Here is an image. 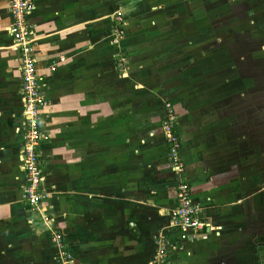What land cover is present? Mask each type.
I'll list each match as a JSON object with an SVG mask.
<instances>
[{"label": "crops", "instance_id": "obj_1", "mask_svg": "<svg viewBox=\"0 0 264 264\" xmlns=\"http://www.w3.org/2000/svg\"><path fill=\"white\" fill-rule=\"evenodd\" d=\"M31 1L27 23L47 101L42 206L73 264H148L174 200L164 102L175 114L191 200L215 228L177 242L167 264L218 263L219 242L251 245L257 222L264 238V89L252 95V79L231 60V40L245 34L214 30L204 8L217 0ZM117 9L125 35L114 44ZM9 23L0 0V264H55L43 224L28 225L22 204L24 121Z\"/></svg>", "mask_w": 264, "mask_h": 264}, {"label": "built area", "instance_id": "obj_2", "mask_svg": "<svg viewBox=\"0 0 264 264\" xmlns=\"http://www.w3.org/2000/svg\"><path fill=\"white\" fill-rule=\"evenodd\" d=\"M10 17L7 27L12 45L18 54V71L21 81L20 101L24 132L20 152L21 168L24 173L22 204L27 215L28 225L43 224L49 245L54 249L55 264H73V258L61 233L50 227L44 215L42 202L46 197L42 189V170L38 147L46 136L41 132V112L47 107V101L40 93V77L37 74L31 40V26L27 17L33 12L31 0H6ZM109 38L118 44L125 35V23L120 10H115L110 17ZM118 67L123 69L124 58L117 60ZM176 118L170 103H163V117L160 131L167 146V161L175 180L173 205L169 209L167 224L162 227L155 240L154 252L148 264H167V254L175 248L177 242L191 243L214 232L212 221L205 215L204 208L193 203L189 186L183 176L184 163L179 156L180 142L176 133ZM37 221V222H36Z\"/></svg>", "mask_w": 264, "mask_h": 264}, {"label": "rangeland", "instance_id": "obj_3", "mask_svg": "<svg viewBox=\"0 0 264 264\" xmlns=\"http://www.w3.org/2000/svg\"><path fill=\"white\" fill-rule=\"evenodd\" d=\"M228 1L233 6L225 4ZM204 9L209 16H213L212 25L218 26L214 28L216 32L219 30L224 35L227 32L241 31L242 35L245 34V40L244 37H236L231 40L230 46L233 47L235 43L238 48L235 55L230 54L231 60L239 68L237 71L240 73V77H242L241 74H244L246 79H252L251 94L260 95V90L264 89L260 84L264 78V0H217L211 5L207 1ZM227 13L230 16H227ZM244 45L246 52H251V54L246 53L244 56ZM125 61L127 62V60ZM238 78L237 75V81ZM259 226L258 222L256 226H252L251 245L238 247L234 243L226 245V241H220L217 250L223 259L220 258L218 263L214 264H221V262L222 264H264V252L261 253V246L256 244L257 241L264 239L263 231ZM234 252L236 253L235 257L233 256Z\"/></svg>", "mask_w": 264, "mask_h": 264}, {"label": "flooded vegetation", "instance_id": "obj_4", "mask_svg": "<svg viewBox=\"0 0 264 264\" xmlns=\"http://www.w3.org/2000/svg\"><path fill=\"white\" fill-rule=\"evenodd\" d=\"M262 240L264 241V239H262ZM256 244H259V245H260V240L257 241ZM256 244H255V245H256ZM255 245H254V246H255ZM260 248H261V247H260ZM250 252H251V251H250Z\"/></svg>", "mask_w": 264, "mask_h": 264}]
</instances>
